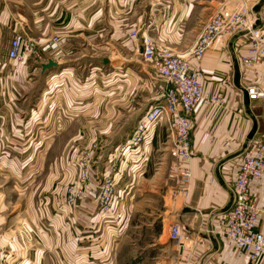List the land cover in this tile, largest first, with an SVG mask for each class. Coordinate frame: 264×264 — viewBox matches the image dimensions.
<instances>
[{
	"label": "crops",
	"instance_id": "1",
	"mask_svg": "<svg viewBox=\"0 0 264 264\" xmlns=\"http://www.w3.org/2000/svg\"><path fill=\"white\" fill-rule=\"evenodd\" d=\"M243 6L250 10L255 26L264 32L262 0H0L1 251L14 255L21 264H46L50 263L47 256L53 253H76L80 248L77 241L84 234H90V239H95L97 244L102 240L103 231L99 232L98 225L105 218L97 211L94 200L66 203L62 181L54 184L47 179L42 184H33L25 193L16 192L12 178L21 170V157L15 147L8 144L25 140L39 144L51 142L57 137L56 128L62 125L63 111L86 107L84 103L75 106L43 101L50 90L42 87L36 92L34 85L38 79L53 78L54 82L61 83L77 75V68L88 67L92 57L90 47L102 43L111 46L110 41L133 46L138 41L131 40L128 34L141 30L142 34L158 38L185 55L200 73L204 97L190 118L192 155L188 166L191 180L187 191L181 192L179 162L167 126L160 122L151 146L143 152L147 155L148 171L135 177L129 194L119 201L115 211L126 219L132 212L131 194L136 196L139 189L156 191L166 212L160 219L157 236H163L166 221L168 227L173 222L179 223L187 235L182 250L176 251L178 247L173 243L167 248L168 255L178 253V264H263L252 262L246 251L229 244L221 233V220L230 204V187L238 164L253 153L264 137V95L249 99L245 89L247 85H254L264 92V58L251 68L241 63L249 44L243 32L221 34L199 60L192 54L199 27L208 16ZM16 34L36 38L37 51L22 60L9 58V44ZM54 37L57 48L43 50L42 46ZM137 48L141 53L140 44ZM48 59L55 62V66L43 70L42 64ZM86 72L88 79L89 68ZM56 90L60 93L63 87H54L50 93L52 98L57 97ZM36 93V98L42 102L31 100ZM42 124L51 129H42ZM30 127L32 130L28 129ZM50 154L38 147L30 150L26 157L39 159L42 168ZM53 158L49 175H57V160L63 155L54 154ZM102 171L95 168L92 175L109 173L106 168ZM128 172L122 164L111 174L122 184L123 180H131ZM250 191L260 208L258 228L264 232V174L250 181ZM16 207L21 215L17 213L12 219L10 214ZM27 229L34 231V237L22 242ZM103 244L102 240L96 248L90 247V255L103 253Z\"/></svg>",
	"mask_w": 264,
	"mask_h": 264
},
{
	"label": "rangeland",
	"instance_id": "2",
	"mask_svg": "<svg viewBox=\"0 0 264 264\" xmlns=\"http://www.w3.org/2000/svg\"><path fill=\"white\" fill-rule=\"evenodd\" d=\"M142 32L141 30L138 32L139 37ZM163 34L165 33L163 32ZM154 39L159 43L162 42L158 38ZM110 44L112 45L102 43L90 47L92 56L90 63L86 68H77V72H79L76 73L77 75H73L61 83H58V80L57 83L54 82L53 78H40L35 83L36 92L40 91L39 89L42 87H46L50 93L56 86L63 87V91L60 93L56 90L58 95L54 97L55 99L51 97L53 95L47 93L46 96L44 95L43 101H60L75 106H80V103L86 105L85 108L63 111L62 125L56 128L57 137H54L55 140L53 138L51 142L40 144L35 141L26 142V140L8 144L12 148L15 147V151L21 157V170L12 178L16 192L25 193L33 184L39 182L42 184L47 179L54 184L62 181L63 198L66 203V197L70 191L77 192L83 189V195L76 201L90 202V199L94 200L97 211L101 217L105 218L103 223L98 225L100 226L99 232L103 231L101 236L104 242L103 253L95 255L93 253L91 256L90 247L96 248L99 243H102V240L97 244L95 239H90V234L87 236L84 234L77 241L80 248L76 253H72V255L53 253L51 256H47L50 263L46 264H90V262L95 264H170L175 255H168L167 248L172 243L178 247L176 242L168 237L171 224L168 227L167 221L163 236H157L161 225L160 219L166 215L158 192L139 189L136 196L131 194L132 212L126 219L120 218L119 212L115 211L119 201L129 194L128 189L131 188L130 185H134L135 178H131L129 181L123 180L122 184L114 179L115 185L109 211L102 213L100 210L103 191L101 184L105 175L118 170L122 164H125L127 170L129 167L125 161L120 165L118 161L115 167L112 165L116 160V145L118 146L119 142H123L131 134L136 122L150 106L158 101L163 86L162 79L158 76L153 63L143 60L137 48L139 41L136 45L133 43L135 46H121V44L111 41ZM104 57L107 59L106 61ZM88 68L90 77L87 79ZM36 96L37 93L32 96L31 100L42 102V99L38 100ZM41 128L46 131L51 129L49 125L44 126L43 124ZM28 129L32 130V127ZM38 129L40 130V128ZM38 147L51 153L47 164L42 168L39 159L26 157L30 150H36ZM54 154H62L63 158L57 160V175H49L51 173L49 166L55 160ZM148 167H145L144 174L148 171ZM95 168L98 172L104 171L106 168L109 173L103 174L102 171L103 173L99 175H92ZM54 171L55 169H53ZM123 183H127V186ZM179 184L181 192L185 193L187 189L185 186L186 190L184 191V186L180 182V168ZM46 192L49 193L50 190ZM138 197L140 198L138 199ZM136 199L137 201H135ZM134 201L137 203L135 206L133 205ZM13 210V213L10 214L12 219L17 217V213H20L18 207ZM20 215L21 213L18 214V216ZM152 219L155 220L152 221ZM20 223H18L19 226ZM44 257L46 258V256Z\"/></svg>",
	"mask_w": 264,
	"mask_h": 264
},
{
	"label": "built area",
	"instance_id": "3",
	"mask_svg": "<svg viewBox=\"0 0 264 264\" xmlns=\"http://www.w3.org/2000/svg\"><path fill=\"white\" fill-rule=\"evenodd\" d=\"M250 10L246 6L229 12H216L211 14L200 26L192 54L196 60L204 54L206 49L221 34L243 32L248 40L245 54L241 56V63L251 68L260 59L264 58V32L255 26L250 17ZM131 40L139 41L142 58L153 63L163 86L161 97L149 107L134 125L131 134L120 143L116 149V160L113 166L128 163V174L132 178L142 175L145 171L147 155L143 153L151 145L157 125L163 122L167 126L168 137L172 142V149L176 155L180 168V182L185 186L190 181L191 171L188 162L192 155V137L190 118L197 104L204 97L203 83L200 73L186 59L185 55L178 53L172 47L157 42L148 34L138 36L137 31L129 32ZM57 38L42 46L43 50L57 48ZM38 41L25 34H16L10 41L7 55L14 60H22L37 51ZM246 92L249 99L262 97L264 92L254 85H247ZM216 101V97H211ZM114 152V153H115ZM141 158H136V156ZM143 158V159H142ZM264 174V137L254 147L253 153L246 155L238 164L230 187L231 200L229 206L222 214L221 233L237 250L246 251L254 263L264 264V232L258 228V215L260 208L250 191V181L259 179ZM91 176V168H90ZM84 178V177H83ZM115 181L113 176L105 175L103 178L102 198L100 210L109 211ZM80 191H70L66 197L68 204H74L76 199L83 195ZM34 231L25 230L22 242L32 240ZM168 237L176 242L177 251L184 248L187 235L183 228L171 224ZM178 253L173 256L170 264H178ZM0 264H21L14 255L0 250Z\"/></svg>",
	"mask_w": 264,
	"mask_h": 264
},
{
	"label": "water",
	"instance_id": "4",
	"mask_svg": "<svg viewBox=\"0 0 264 264\" xmlns=\"http://www.w3.org/2000/svg\"><path fill=\"white\" fill-rule=\"evenodd\" d=\"M262 2L264 3V0H262ZM259 6H257L258 8ZM55 66V62H53L51 59H48L46 61V63L42 64V69L45 70V69H49L51 67Z\"/></svg>",
	"mask_w": 264,
	"mask_h": 264
}]
</instances>
